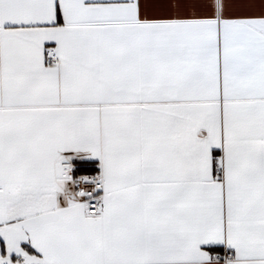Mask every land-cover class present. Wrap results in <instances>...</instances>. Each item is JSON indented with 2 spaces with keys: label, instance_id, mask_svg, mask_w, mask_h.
<instances>
[{
  "label": "snow or ice",
  "instance_id": "1",
  "mask_svg": "<svg viewBox=\"0 0 264 264\" xmlns=\"http://www.w3.org/2000/svg\"><path fill=\"white\" fill-rule=\"evenodd\" d=\"M0 237V264H264V0H0Z\"/></svg>",
  "mask_w": 264,
  "mask_h": 264
},
{
  "label": "crops",
  "instance_id": "2",
  "mask_svg": "<svg viewBox=\"0 0 264 264\" xmlns=\"http://www.w3.org/2000/svg\"><path fill=\"white\" fill-rule=\"evenodd\" d=\"M78 167H97V160L94 158L86 157L83 153L80 154L79 157L75 158L73 161ZM22 247H24L29 252H35L36 250L32 247L30 241H22ZM201 248L207 250L210 254L219 253L223 254L225 250L231 252L233 251L230 247L226 245L225 242H209L208 244H201ZM4 251V241L3 238L0 237V253ZM16 255L13 254V259H16ZM22 260V257L20 258Z\"/></svg>",
  "mask_w": 264,
  "mask_h": 264
},
{
  "label": "built area",
  "instance_id": "3",
  "mask_svg": "<svg viewBox=\"0 0 264 264\" xmlns=\"http://www.w3.org/2000/svg\"><path fill=\"white\" fill-rule=\"evenodd\" d=\"M96 171H98V168L95 167L94 170H89V171H78V166L76 165V167L73 169V175L74 176H77V175H80V174H88V175H92L93 173H95ZM99 192V190H98ZM97 193H94V195L98 194Z\"/></svg>",
  "mask_w": 264,
  "mask_h": 264
},
{
  "label": "trees",
  "instance_id": "4",
  "mask_svg": "<svg viewBox=\"0 0 264 264\" xmlns=\"http://www.w3.org/2000/svg\"><path fill=\"white\" fill-rule=\"evenodd\" d=\"M95 167L91 166V167H78V171H89V170H94Z\"/></svg>",
  "mask_w": 264,
  "mask_h": 264
}]
</instances>
